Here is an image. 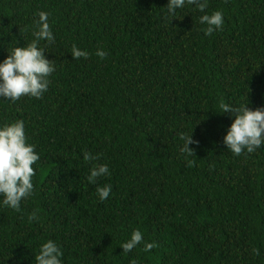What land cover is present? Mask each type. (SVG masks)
I'll use <instances>...</instances> for the list:
<instances>
[{
  "label": "trees",
  "instance_id": "trees-1",
  "mask_svg": "<svg viewBox=\"0 0 264 264\" xmlns=\"http://www.w3.org/2000/svg\"><path fill=\"white\" fill-rule=\"evenodd\" d=\"M167 2L0 0V60L33 39L40 11L55 37L40 41L55 65L43 96L0 98V123L23 120L40 153L33 195L0 206V264H36L48 239L63 264H264V146L234 155V113L218 112L264 108V0H209L225 21L210 36L193 6L172 18ZM93 163L110 176L89 184ZM134 229L156 247L123 252Z\"/></svg>",
  "mask_w": 264,
  "mask_h": 264
},
{
  "label": "clouds",
  "instance_id": "clouds-1",
  "mask_svg": "<svg viewBox=\"0 0 264 264\" xmlns=\"http://www.w3.org/2000/svg\"><path fill=\"white\" fill-rule=\"evenodd\" d=\"M186 5L193 6L201 13L199 23L206 25L204 34L212 35L223 28L224 13L214 10L208 13L206 9L209 0H168L166 13L170 17H176L178 9ZM50 13L38 12V20L33 28V39L25 41L23 45L17 43L9 49L8 55L0 60V98L10 102H16L22 96L41 98L49 86V77L55 71L52 60L46 58L40 41L54 42V34L49 23ZM72 57L76 60L87 59L89 53L86 50L73 45L70 49ZM104 58L107 53L97 49L96 53ZM247 103H241L238 107L229 103L219 105V113H234V119L223 137V143L234 155H240L243 151L252 153L264 146V108L251 109ZM192 132V130H191ZM180 139L184 141L182 151L194 154L189 147L193 141L191 134L183 133ZM99 155L88 152L83 153L85 162H95ZM40 160V153L36 146L30 143L25 131V122L21 119L0 123V206H6L14 211L21 210V202L33 195V178L36 176L34 164ZM107 163H93L87 175L89 184H96L97 179L110 176ZM112 190L111 184L97 186L96 193L99 200H106ZM30 220L38 219L36 212L29 215ZM143 242L140 230L134 229L130 238L120 244L123 252H131L138 244ZM156 247L155 242H143V250L150 251ZM63 251L58 243L48 239L39 246L35 255L36 264H63Z\"/></svg>",
  "mask_w": 264,
  "mask_h": 264
}]
</instances>
